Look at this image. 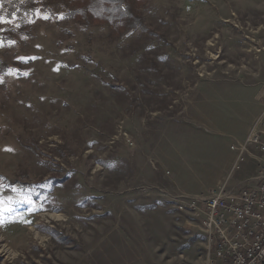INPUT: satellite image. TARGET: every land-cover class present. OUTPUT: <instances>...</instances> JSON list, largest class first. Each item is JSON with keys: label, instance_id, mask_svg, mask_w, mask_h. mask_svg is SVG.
I'll return each mask as SVG.
<instances>
[{"label": "rangeland", "instance_id": "1", "mask_svg": "<svg viewBox=\"0 0 264 264\" xmlns=\"http://www.w3.org/2000/svg\"><path fill=\"white\" fill-rule=\"evenodd\" d=\"M31 5L0 7V264H207L180 202L225 181L235 95L264 111V0H145L119 30ZM251 151L228 186L257 182Z\"/></svg>", "mask_w": 264, "mask_h": 264}, {"label": "built area", "instance_id": "2", "mask_svg": "<svg viewBox=\"0 0 264 264\" xmlns=\"http://www.w3.org/2000/svg\"><path fill=\"white\" fill-rule=\"evenodd\" d=\"M234 159L225 181L208 193L183 199L202 217L209 253L207 264H264V111L248 135L230 146ZM251 149L261 168L255 184L239 189L228 186V177L239 170Z\"/></svg>", "mask_w": 264, "mask_h": 264}, {"label": "trees", "instance_id": "3", "mask_svg": "<svg viewBox=\"0 0 264 264\" xmlns=\"http://www.w3.org/2000/svg\"><path fill=\"white\" fill-rule=\"evenodd\" d=\"M33 0H2L7 17L14 14L21 17L25 14L34 15ZM145 0H62L63 3L72 7L70 14L76 19L95 22L108 23L118 30L126 23H130L132 12L137 3ZM1 10V9H0ZM4 12H0L3 14Z\"/></svg>", "mask_w": 264, "mask_h": 264}, {"label": "crops", "instance_id": "4", "mask_svg": "<svg viewBox=\"0 0 264 264\" xmlns=\"http://www.w3.org/2000/svg\"><path fill=\"white\" fill-rule=\"evenodd\" d=\"M234 101H236L238 106L235 107V109L228 108V109L225 110L226 112H224L222 110L221 116L224 119V116H226L227 111L233 110L234 113L232 112V115L234 114L235 119H237V121H239V123L241 125L240 135L238 134V136H243V134L246 133L247 131L249 133V131L251 130V128H252V126H253V124H254V122L256 120V117H255L256 109L260 110L261 108H259V107L256 108V104L255 103L250 105L249 104V99L245 98V96L242 95V93H240L238 95H235ZM245 104H247L248 107ZM250 109H253V111L251 112ZM261 112H262V110H261ZM181 126L184 127V124H172V125H169L168 128H170V127H174V129L176 128L175 131L177 133V130L180 131L181 128H179V127H181ZM248 133H247V135H248ZM181 135H183V136H181ZM181 135L180 134L179 135L175 134V137L170 141L172 147L175 146L176 142L180 143L181 141H184V142L188 143V149L187 150L189 151L190 147H191V150H192V146L193 145H196L199 142H203V140H193V139H191L190 134L186 135L185 133H181ZM204 137H206L207 140H211L206 135H204ZM173 151H175V150L173 149ZM231 161H232V158L229 157L225 162H223L222 166H223L224 172H229V170L231 168V164L233 162V161L232 162ZM224 178L223 177H219L218 183H220Z\"/></svg>", "mask_w": 264, "mask_h": 264}, {"label": "snow or ice", "instance_id": "5", "mask_svg": "<svg viewBox=\"0 0 264 264\" xmlns=\"http://www.w3.org/2000/svg\"><path fill=\"white\" fill-rule=\"evenodd\" d=\"M0 7H2V0H0ZM45 18H47V17H45ZM5 22H9V21H6L3 16H0V23H5ZM16 71L17 70L9 69L10 74H14ZM0 82H2V81H0ZM6 150L11 151V149H6ZM0 204H2V201H0Z\"/></svg>", "mask_w": 264, "mask_h": 264}]
</instances>
